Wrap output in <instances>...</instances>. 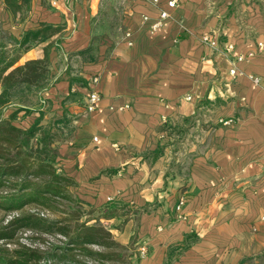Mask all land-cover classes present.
I'll return each instance as SVG.
<instances>
[{"label": "crops", "instance_id": "obj_1", "mask_svg": "<svg viewBox=\"0 0 264 264\" xmlns=\"http://www.w3.org/2000/svg\"><path fill=\"white\" fill-rule=\"evenodd\" d=\"M176 1L28 0L15 14L0 0V27L17 37L61 29L15 65L47 56L55 78L16 124L72 114L59 170L86 207L118 206L103 221L135 242L134 264H264V0Z\"/></svg>", "mask_w": 264, "mask_h": 264}, {"label": "trees", "instance_id": "obj_2", "mask_svg": "<svg viewBox=\"0 0 264 264\" xmlns=\"http://www.w3.org/2000/svg\"><path fill=\"white\" fill-rule=\"evenodd\" d=\"M4 3L17 14L28 0H4ZM57 30L61 31L43 26L17 37L0 27V210L16 213L12 220L0 226V241L8 245L15 243L19 230L27 229L38 235L61 236L66 243L64 247L53 246L46 258V253L25 244L13 248L0 245V264H52L51 260L63 264H134L132 257L138 253L135 242L119 243L103 222L115 217L118 206L108 204L100 210L84 211V203L71 191L75 182L59 170L56 144L71 132L72 114L65 110L61 119L45 126L41 124L45 112L38 110L40 116L30 127L16 124L39 109L44 101L42 93L51 87L55 78L47 56L22 66L15 65L25 52L45 42ZM88 53L76 55L93 59ZM75 81L86 85L80 77ZM10 108L13 112L5 118ZM165 130L170 135L183 136L189 127L166 124ZM163 152L164 148L159 147L154 154ZM26 207L55 214L61 211V214L49 218L26 212ZM196 239L195 234L187 235L183 244L174 250L188 248Z\"/></svg>", "mask_w": 264, "mask_h": 264}, {"label": "rangeland", "instance_id": "obj_3", "mask_svg": "<svg viewBox=\"0 0 264 264\" xmlns=\"http://www.w3.org/2000/svg\"><path fill=\"white\" fill-rule=\"evenodd\" d=\"M37 100L32 99V102ZM13 108H10L12 110ZM26 212H36L44 215L45 217L49 218H57L60 216L61 211L55 213H51L45 209H35L32 207H26L24 209ZM91 209L89 207H84V211H90ZM14 212V211H13ZM13 212H4L0 210V226L7 224L9 220H12V218L16 215V213ZM104 222V221H103ZM106 223V222H105ZM107 224V223H106ZM15 243H11L8 245L5 241H0V245H7L10 248L16 247L18 244H25L30 247L39 249L41 252L46 253L45 258L48 254H50L52 251L53 246H60L64 247L66 240L58 235H51L45 233L44 235H38L36 233H33L27 229H20L17 235L15 236ZM137 248V246H135ZM134 252V251H133ZM141 257H143L145 254H142V249H140ZM133 262L135 261V255L132 257ZM52 264H63L59 260L55 261H49Z\"/></svg>", "mask_w": 264, "mask_h": 264}, {"label": "built area", "instance_id": "obj_4", "mask_svg": "<svg viewBox=\"0 0 264 264\" xmlns=\"http://www.w3.org/2000/svg\"><path fill=\"white\" fill-rule=\"evenodd\" d=\"M66 1H70V0H66ZM157 1V0H156ZM157 3V2H155ZM170 5L172 7H175L177 5V1L176 0H171ZM169 18V14L166 11H161L159 17L153 22L151 29L153 32H156L159 28H161L165 22V20H167ZM147 19V18H146ZM231 73L234 75L236 74L235 70H232ZM256 81V80H255ZM94 82H97V79H94ZM187 99H191V97H188ZM100 103V96L97 92H92L88 98H87V102L84 106L85 112H93L97 109L98 104ZM183 205V201L180 202L179 206L177 209H180L181 206ZM146 250L143 249L142 250V254H145Z\"/></svg>", "mask_w": 264, "mask_h": 264}]
</instances>
